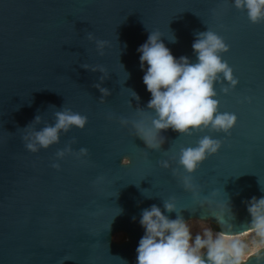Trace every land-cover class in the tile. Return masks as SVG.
Listing matches in <instances>:
<instances>
[{
	"label": "water",
	"instance_id": "95a60500",
	"mask_svg": "<svg viewBox=\"0 0 264 264\" xmlns=\"http://www.w3.org/2000/svg\"><path fill=\"white\" fill-rule=\"evenodd\" d=\"M154 30L190 63L198 33L224 40L220 56L238 85L224 93L221 75L213 87L218 110L237 116L229 134L168 129L158 150L136 135L133 123L154 116L137 52ZM95 40L106 41L100 51ZM66 109L87 118L84 128L60 130L57 142L28 151L24 137ZM205 135L221 148L192 173L194 199L180 182L179 150ZM170 196L185 222L217 232L210 212L222 203L230 214L216 222L219 231L252 232L247 203L264 196V22L250 23L232 0H0V264H136L140 213L153 204L163 213ZM119 233L125 241H114ZM261 253L240 264H257Z\"/></svg>",
	"mask_w": 264,
	"mask_h": 264
},
{
	"label": "clouds",
	"instance_id": "9594fccd",
	"mask_svg": "<svg viewBox=\"0 0 264 264\" xmlns=\"http://www.w3.org/2000/svg\"><path fill=\"white\" fill-rule=\"evenodd\" d=\"M232 3L236 9L246 12L250 23L264 22V0H232ZM161 35L158 30L150 31L147 40L137 48L143 71L142 82L150 93L147 108L154 116L150 124L143 118L133 123L136 135L148 149L158 150L163 143L160 133L168 129L186 135L210 127L213 131L229 134L237 123V116L218 110L219 101L215 98L213 87L221 75L228 84L222 88L224 93L238 85L232 68L220 56V53L228 51L224 40L211 30L198 33L192 43L196 62L190 63L184 56L174 58L162 42ZM87 39L92 41L94 37L89 33ZM169 41L175 42V37L170 36ZM95 44L97 51H100L106 41L95 40ZM100 71L103 72V68ZM100 91L108 95L107 90ZM131 95L139 99L135 92H131ZM55 116L54 124L24 137V146L28 151L36 152L37 146L47 148L58 141L60 130L67 131L73 126L83 129L87 123L85 116L67 109L56 112ZM125 123L127 121L122 119L121 124ZM220 148L221 141L208 135L202 136L195 147L180 148L178 163L186 173L180 182L194 199L198 189L192 173ZM66 151L70 149L58 151L57 158H63ZM86 153V149H80V155ZM160 163L163 167L168 166L166 161ZM52 167L58 169L59 165L53 163ZM218 208V212L212 211L210 215L219 225H223L225 214H230V209L222 203ZM163 209L162 213L153 204L140 213L139 224L144 234L136 247V264H240L245 245L237 239L226 240L225 236L230 232L223 228L214 232L208 225L200 224V230L193 234L190 224L180 215L174 196L164 201ZM247 211L251 217L249 227L264 242V196L252 197L247 203ZM172 212L176 213L174 219L164 214ZM261 260H264V253L256 257L257 264Z\"/></svg>",
	"mask_w": 264,
	"mask_h": 264
},
{
	"label": "rangeland",
	"instance_id": "374dc122",
	"mask_svg": "<svg viewBox=\"0 0 264 264\" xmlns=\"http://www.w3.org/2000/svg\"><path fill=\"white\" fill-rule=\"evenodd\" d=\"M187 222L190 224L191 231L193 232V234H195L200 230L199 228L200 224H206L205 222L197 221V220H189ZM225 239L226 240L237 239L245 245L244 252L241 256L240 261H246L248 257L264 249V242H262L259 237L255 236L253 231L243 234L241 236H234V237L231 236V238H225ZM125 240H126V236L122 233L116 234L114 236V241L116 242H123Z\"/></svg>",
	"mask_w": 264,
	"mask_h": 264
},
{
	"label": "trees",
	"instance_id": "16d2710c",
	"mask_svg": "<svg viewBox=\"0 0 264 264\" xmlns=\"http://www.w3.org/2000/svg\"><path fill=\"white\" fill-rule=\"evenodd\" d=\"M213 224H214V230L215 231H219L217 223L216 222H213Z\"/></svg>",
	"mask_w": 264,
	"mask_h": 264
},
{
	"label": "bare ground",
	"instance_id": "6f19581e",
	"mask_svg": "<svg viewBox=\"0 0 264 264\" xmlns=\"http://www.w3.org/2000/svg\"><path fill=\"white\" fill-rule=\"evenodd\" d=\"M248 233H249V232H248ZM245 234H246V233H245ZM237 236H238V235H237ZM239 236H241V235H239ZM225 238H231V236L226 235Z\"/></svg>",
	"mask_w": 264,
	"mask_h": 264
}]
</instances>
